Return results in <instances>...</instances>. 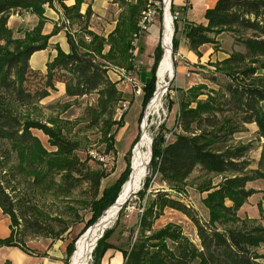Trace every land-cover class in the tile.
<instances>
[{
	"label": "trees",
	"instance_id": "1",
	"mask_svg": "<svg viewBox=\"0 0 264 264\" xmlns=\"http://www.w3.org/2000/svg\"><path fill=\"white\" fill-rule=\"evenodd\" d=\"M66 1L0 0V209L10 221V234L0 239V248L12 245L28 251L26 242L38 237L51 241L62 239L67 223L62 221V228L55 231L48 221L61 219L45 212L42 200L48 196L68 197L82 184L88 185L91 200L87 204L90 209L87 229L115 203L130 172L126 165L112 184L101 189L108 173L91 168L88 159L78 157L77 140L62 134L55 122L51 123L53 127H48L33 120L29 111L23 112L48 97L57 84L64 86L68 97L96 94L97 104L86 109L85 121L89 128L104 129L106 149L116 151L115 136L123 127L127 112L122 111L118 120L110 121L111 114L122 106L124 97L117 87L119 83L109 77V70L113 65L126 69L127 73H140L135 68L132 51L134 40L142 33L140 15L148 1L111 0L121 11L114 29L106 36L90 29V5L80 13L85 0H73L72 5H67ZM55 5L67 30L69 50L65 52L58 44L54 45L56 54L42 72L32 68L30 59L34 53L45 50L49 37L57 33V29L49 35L42 33L47 22L45 7L57 10ZM16 10L37 18L35 26L22 39L14 38L8 26L10 15ZM204 20V23L185 20L182 31L174 23V53L182 38L201 58L198 51L201 46L214 45L216 36L223 31L239 30L251 32V37L236 39L246 50L264 54V0H216L205 10ZM74 26L78 28L72 30ZM153 58L151 80L143 84V107L154 91L159 44ZM242 60L238 54L223 60V65L231 69L225 75L228 81L217 83L218 90L207 93L204 100H196L203 95V87H189V98L180 101L170 139L157 141L153 147L152 171L177 191L197 167L206 174L221 176L217 185L208 183L200 188L201 192H209L204 201L209 209V220L202 223L194 211L173 199L167 191L147 193L149 183L145 184L136 193V206L142 212L135 241L128 251L120 250L123 264H264V253L256 251L264 246V226L245 223L235 226L239 221L236 215L239 208L252 194L245 187L253 178L245 168L248 148L228 144L237 129L231 123V116L240 124L254 123L257 127L259 138L263 140L260 164L264 167V85H252L247 80L252 73L249 68L239 72L237 67L232 69L231 66H238ZM113 126L115 132L109 133ZM33 130L47 137L52 151ZM98 161L106 166L105 157ZM165 208L178 210L193 222L198 244L184 235L179 225L153 229ZM107 234L106 230L97 241L92 264H100L105 251L112 247L105 241ZM73 251L74 242H70L67 257Z\"/></svg>",
	"mask_w": 264,
	"mask_h": 264
},
{
	"label": "rangeland",
	"instance_id": "2",
	"mask_svg": "<svg viewBox=\"0 0 264 264\" xmlns=\"http://www.w3.org/2000/svg\"><path fill=\"white\" fill-rule=\"evenodd\" d=\"M196 1L197 0L190 1L189 4L191 3V5L188 6H185L182 1L180 2L178 0H175L174 3L175 7H178L181 12V18H184L190 22L193 21L195 23H204L205 7L203 2ZM182 6H185L186 8L181 9ZM112 8L113 12L109 18H112V20L114 18L117 19L121 9L118 5H115ZM11 15L12 21L10 26H8L13 30V37L16 39L24 38L25 35L33 28V16L30 13L26 11L24 12L22 10L14 11ZM60 17L61 16H59V20L56 25H54V30L57 29V32L61 30L66 33L67 30L64 28ZM184 23L185 22L177 24L179 30L182 31L185 25ZM77 28V26H74L72 27V30ZM237 37H251V32L239 30L223 31V33L216 36V42L214 45H212L215 57L212 58L209 56L203 61H201L198 57L197 63H194L191 69L183 70V73L178 68L179 66L184 65V63L187 61H184V59L182 60L178 56L177 52H173L172 35L170 47L174 76H166L165 81L167 86L165 88L164 97H162L163 99L161 100L160 110L158 114L156 113L153 115L152 112L151 115L153 116H150V119L149 117L147 119L149 127L148 134L151 137V145L145 168L146 172L143 174L140 187L130 195L126 204L122 208V212L118 213L116 219L112 221V223H110L104 230V232L106 230L108 231L105 240L107 244L112 245V247L118 250L128 251L135 241V236L137 233L136 226L138 225L140 214V209L136 206L138 204V197L136 196V193L142 189L145 184L147 185V183H149L146 189L147 193L154 194L159 190L162 191V181L160 180L159 176L152 171L151 167L153 147L157 141L159 142L162 139L165 141L169 135L171 137V132L174 130V118L178 112L180 101L189 98L187 89L191 86L188 85L203 87L201 89V93H203V95L198 96L196 100H204L207 93L218 90V86L216 85L217 83L223 84L228 81L225 75H227L226 73L231 71V69H228L226 65H223V60L235 54H238L243 60L240 64H238V66H231L232 69L237 67V71L239 72L249 68L252 70V73L247 80L250 81L252 85H264V54L256 52L251 53L249 50H246V48L236 40ZM138 40L142 46L140 47L142 50L138 53L137 60L139 61L141 59L146 67L150 69L154 62V58L153 55L150 57L147 53L149 51H153L154 54L157 44H155L154 41L150 39V37L147 35V32L141 33L137 38V41ZM47 45V48L54 49V46L51 47L49 42ZM159 45L160 59L158 60V69L159 64L164 57V48L161 47L160 41ZM182 46H184V44H182ZM49 57L48 50L36 53L31 58L32 68L44 72L46 63L49 61ZM117 69L119 71H117ZM125 70L116 68L115 66L113 67L112 65L110 66L109 77L119 83L117 87L120 88L123 93V103H128L127 106L129 109L132 99L134 98H131V96H133L132 90L128 85L122 83V81H119L120 79H118L119 77L122 78L121 74L127 73ZM186 73H189L188 76H186ZM158 84L159 82L157 75L155 76L154 91L148 101L145 102L144 107L142 106L141 109H139V107L133 103L129 111L128 109L126 110L128 113L124 119L125 126L123 127V130H121L122 132H119L118 130L119 134L117 132L115 136L116 149L121 159L120 164L117 162L116 151L114 150L112 152L106 149L107 141L103 135L104 129L101 130L99 127V129L95 127L89 128L87 126V122L85 121L86 109L91 106L94 107L95 104H97L96 94L78 98L68 97L65 94L64 86L57 84L56 89L54 91H50L48 97L40 101L38 104L31 106L29 109H23V112H26V110L29 111V115L33 120L39 121L48 127H53L51 123L55 122L56 128H60L62 134H66L68 138L77 140L80 146L79 150L76 152L78 157L82 160L88 159V164L91 168L101 169L104 171V173H108V177L102 181V189L105 186L112 184L114 180L120 175L121 171L124 170L126 165H128L130 168V172L128 174L129 179L132 167L133 148H135L134 146L137 145L142 132L141 124L144 118V109H146L149 104L148 102H150L154 93L156 92ZM142 99L143 95L141 94V101ZM148 110L149 106L147 111ZM121 112V107L116 109L115 113L111 114L112 118L110 121L118 120ZM231 118V123L234 124L237 129L236 132H234V134L229 138L228 144L233 146L241 145L248 148L247 152L245 153L246 155L244 162L246 163V173L251 175L253 178V180L248 182L245 187L246 190H251L252 194L239 208L236 214L239 218V221L235 224V226H241L244 223L248 226L258 224L259 226H264V167L260 164L263 140L259 138L258 129L254 123L240 124L236 117L231 116ZM109 129L110 130L108 132L113 133L115 132L114 130H116V127L113 126ZM33 133L40 139L42 144L49 151L53 150L52 148H49L47 144V137L43 135L41 131L33 130ZM170 137L168 138L170 139ZM128 148H130V151L125 152L124 156V151ZM103 157L106 159V166L101 165L98 161V159H103ZM147 179L148 181H146ZM220 180L221 176L206 174L199 167H197L188 177V180L180 185L179 191L173 189L171 185L168 184L167 188L169 189L167 192L173 199L183 203L192 211H194L196 217L202 223H205L209 220V209L205 205L204 201L206 198L205 196H207L209 192H201L200 188L208 183H210L211 186H215L220 182ZM123 185L120 188V192ZM88 188L89 187L87 184H82L73 191L72 195L68 197L64 198L62 196H58L57 198L48 196L45 198V200H42L44 201V211L50 213L54 218L59 217L61 219V222L57 220L48 221L53 226L55 231L62 228V221L67 223L68 228L66 229L67 231L62 235V239L68 241L69 243L74 242V250L76 241H79V239L87 233L86 231L96 223H93L87 229H85V224L90 218V209L87 206V204L91 201ZM170 188H172V190ZM119 194L117 198L119 197ZM226 205H230V203L226 202ZM67 216L70 218H67ZM169 224L179 225L184 235H186L194 243L198 244L199 240L196 233V227L185 214L172 208H165L162 211V215L155 221L153 229L160 230ZM39 239L44 238L38 237L37 239L33 240ZM256 251L260 254L264 253V246L258 248ZM70 258L71 257H69L67 264L71 263ZM93 259L94 250L91 254V261L88 264H92Z\"/></svg>",
	"mask_w": 264,
	"mask_h": 264
},
{
	"label": "crops",
	"instance_id": "3",
	"mask_svg": "<svg viewBox=\"0 0 264 264\" xmlns=\"http://www.w3.org/2000/svg\"><path fill=\"white\" fill-rule=\"evenodd\" d=\"M175 0L172 2V7L173 10L179 11L178 7H175ZM182 1L184 4V0H178ZM193 1V0H191ZM200 2H203V5L205 7V10L209 7H212L216 0H197ZM196 1V2H197ZM67 5H72L73 0H67L66 1ZM90 5L91 11H92V16L90 20V29L98 34H102L106 36L108 33H110L115 25H116V19L114 18H109L111 16V13L113 12V8L115 5L112 3L111 0H85L84 3L80 7V13H84L86 11V8ZM188 5H191L188 4ZM57 10L51 9L49 7H45V17L47 18V22L44 23L43 31L42 33L45 35H49L53 29L54 25L59 20V16H61V13L59 12V7L55 5ZM182 8H186L185 6H182ZM20 11V10H16ZM23 11V10H22ZM25 12V11H24ZM181 15V12H180ZM33 16V27L35 26L37 22V18ZM61 18V17H60ZM109 18V20H108ZM157 19V20H156ZM154 21V23L149 27V30L147 31V35L150 37L151 40L154 41L155 44H159L160 41V36H161V31L163 28L162 20L161 17H157ZM184 21L186 19L181 18ZM12 21V15H10V18L8 20V25L10 26ZM188 21V20H186ZM193 22V21H192ZM195 23V22H193ZM178 24V23H177ZM10 28V27H9ZM11 29V28H10ZM12 30V29H11ZM13 31V30H12ZM50 39L48 40L49 45L53 47L54 45L58 44L59 47L62 49V51L67 52L69 50V46L67 44L66 36L64 31H58L55 35L49 37ZM178 46L177 54L178 56L184 61H187L184 63V65L179 66V70L184 73L183 70H189L192 68V65L194 63H197L198 57L196 56L195 52L190 50L188 47V44L186 40L181 39ZM184 44V46H182ZM142 47L139 43V40H136V43L134 44V49L132 51L133 54V61L135 64V68L137 72H140L137 74L138 78H140L141 72H150V69L146 67L144 62L141 61V59L138 61V53L142 50ZM49 51V61L55 56L56 51L54 49L47 48L42 51ZM198 51L201 54L200 60L203 61L207 59L209 56L214 58L215 54L213 53V47L212 45H203L201 46ZM40 52V51H38ZM36 52V53H38ZM34 53L32 57L36 54ZM212 53V55H211ZM150 57L153 55V51H149L147 53ZM31 57V58H32ZM30 65H31V59H30ZM153 65V64H152ZM177 69V68H176ZM117 71H119L117 69ZM123 71V70H121ZM141 81V79H139ZM126 85L130 87L132 90L131 86L126 82ZM192 86V85H188ZM120 89V88H119ZM121 90V89H120ZM143 95V94H142ZM133 98V96H131ZM135 103L141 109L142 107V101H141V96L140 98H133L131 105ZM130 105V107H131ZM129 107V109H130ZM128 109V111H129ZM127 111V113H128ZM140 111V110H139ZM125 114V116L127 115ZM124 116V119H125ZM125 126V120H124V125ZM123 127L119 129V132L123 130ZM118 132V134H119ZM122 132V131H121ZM117 134V138H118ZM117 141V139H116ZM116 146V143H115ZM131 147V146H130ZM130 148L124 151V156L125 152L129 151ZM116 156H117V162L120 164V157L116 149ZM123 156V158H124ZM122 158V159H123ZM9 218L5 215L2 214L1 209H0V239L7 238L10 234L9 230ZM69 242L65 241L64 239H59L55 241H51L50 239L44 238V239H39V240H30L26 242V246L28 251H23L22 249L18 247H14L11 245V247L8 246H3L0 248V264H5V263H10V264H67L69 257H67V246ZM123 255L120 250L110 247L108 248L105 253L103 254L100 264H123Z\"/></svg>",
	"mask_w": 264,
	"mask_h": 264
},
{
	"label": "bare ground",
	"instance_id": "4",
	"mask_svg": "<svg viewBox=\"0 0 264 264\" xmlns=\"http://www.w3.org/2000/svg\"><path fill=\"white\" fill-rule=\"evenodd\" d=\"M172 27L170 23L169 16H166L164 23V39H163V47H164V57L159 64L158 69V86L156 92L154 93L152 99L149 103V110L146 112L140 139L133 150L132 157V167L129 179L123 185L122 190L119 194L118 201L111 205L110 210H106V212L100 217L97 223H95L91 228H89L79 241H77V246L75 248V253L72 257V264H85L88 255L91 253L93 246L98 238L101 237L104 230L108 227L112 221H114L117 217L118 211H120V206L123 205L130 195L137 190L142 182L143 174L146 168V164L149 157L150 143L151 137L148 134V123L147 119L154 114H158L161 107V100L164 97L165 88H166V76L173 77L174 69L172 64L171 57V37H172ZM153 109V110H152ZM153 112V115H151ZM145 176V175H144Z\"/></svg>",
	"mask_w": 264,
	"mask_h": 264
},
{
	"label": "built area",
	"instance_id": "5",
	"mask_svg": "<svg viewBox=\"0 0 264 264\" xmlns=\"http://www.w3.org/2000/svg\"><path fill=\"white\" fill-rule=\"evenodd\" d=\"M190 1L191 0H184V2H185L184 5L188 6ZM172 2H173V0H148L147 5L145 6V9L141 12V15H140L139 28H140V32H142V33L147 32L149 30V27L155 21L154 19H156L159 16L161 17L160 20H162V24H163L162 25L163 28H162L161 36H160L161 37V39H160L161 47H163L164 23H165L166 16H169L172 31L174 28V23H183L184 22V20L181 19L180 12L171 9ZM136 40L137 39L134 40L133 45L136 43ZM122 72H124V71H122ZM124 74H121L122 78H123L122 83L127 82L131 86L132 94H133L134 98L140 97L142 94L143 83L139 80L137 74L129 73V72L126 73L125 75ZM188 74L189 73H186V76H188ZM148 103H150V102H148ZM121 104H122L121 111H126L128 109V106H127L128 103H121ZM148 106H149V104H148ZM148 106L146 107V109H144V117H145L146 111L148 109ZM143 120H144V118H143ZM143 120H142V123H143ZM141 128H142V124H141ZM168 137H170V135ZM168 137L165 139V142H167L169 140ZM133 150H134V148H133ZM162 185H163L162 190L168 191L167 184L165 182H162ZM139 212L141 213L142 210H140ZM101 237H102V235H101ZM101 237H99L98 240ZM76 243H77V241H76ZM76 243H75V248H76ZM96 243H97V241L95 242L91 253L88 255V258H87L85 264H88L91 261V254H92V252L96 246ZM74 253H75V250L73 251L72 255L70 256L71 257L70 258L71 259L70 264H72V257L74 255Z\"/></svg>",
	"mask_w": 264,
	"mask_h": 264
},
{
	"label": "water",
	"instance_id": "6",
	"mask_svg": "<svg viewBox=\"0 0 264 264\" xmlns=\"http://www.w3.org/2000/svg\"><path fill=\"white\" fill-rule=\"evenodd\" d=\"M172 35H173V33H172ZM157 72H158V68H157V70H156V73H155V76H157L156 74H157ZM151 77H152V73L151 72H141V74H140V79H141V82L143 83V84H148L149 83V81L151 80ZM134 193V192H133ZM118 199V198H117ZM117 199H116V201H117ZM116 201H115V203H116ZM127 202V201H126ZM126 202L123 204V205H121L120 206V210L124 207V205L126 204ZM106 211H104L103 212V214L105 213ZM118 213H119V211H118ZM102 214V215H103ZM102 217V216H101ZM100 219V218H99ZM98 219V220H99ZM98 220L96 221V223L98 222Z\"/></svg>",
	"mask_w": 264,
	"mask_h": 264
}]
</instances>
